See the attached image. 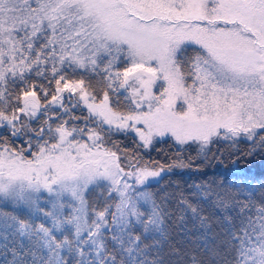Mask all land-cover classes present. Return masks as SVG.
<instances>
[{"label":"snow or ice","instance_id":"snow-or-ice-1","mask_svg":"<svg viewBox=\"0 0 264 264\" xmlns=\"http://www.w3.org/2000/svg\"><path fill=\"white\" fill-rule=\"evenodd\" d=\"M165 137L264 159V0H0V264H264V183L173 206Z\"/></svg>","mask_w":264,"mask_h":264},{"label":"trees","instance_id":"trees-1","mask_svg":"<svg viewBox=\"0 0 264 264\" xmlns=\"http://www.w3.org/2000/svg\"><path fill=\"white\" fill-rule=\"evenodd\" d=\"M114 139L119 140L122 146H133L130 139H125L122 136L114 137ZM164 141L166 142L156 144L155 150H141L140 155L146 161L155 160L165 165L174 164L177 157L182 159L184 163H188L189 158H193L191 167H173L171 172L163 173L162 178H158V184L153 183L150 186V191L161 195L167 194L173 202V206L181 197L196 203L199 197L196 196L194 185H205L216 188L218 191L235 193L237 191L236 184L242 180L249 179L257 185L264 183V159L259 156L242 158L228 146L230 142L211 145V152L205 157L203 154L197 155V145L195 144L191 148L178 152L177 148L180 146L175 145L171 138H166ZM239 147L243 150L245 145L241 144ZM255 199L260 200L259 193ZM201 207L204 209L205 215H210L214 211L203 202H201ZM187 226L189 229H193L191 220H188ZM169 236L170 245H177L179 241L184 240L179 229L174 225L169 228ZM179 246L187 253L186 256L182 257L183 264H189L188 257L200 255L199 249L194 243L185 240ZM169 250V247L165 246V252ZM168 260L174 262L177 257L169 256Z\"/></svg>","mask_w":264,"mask_h":264},{"label":"rangeland","instance_id":"rangeland-1","mask_svg":"<svg viewBox=\"0 0 264 264\" xmlns=\"http://www.w3.org/2000/svg\"><path fill=\"white\" fill-rule=\"evenodd\" d=\"M166 138H170V137H165V138H163V140L166 139ZM142 151H146V150H142ZM162 174H163V173H162ZM162 174H161V175H162ZM158 178H159V177H157V178H155V179L158 180Z\"/></svg>","mask_w":264,"mask_h":264}]
</instances>
